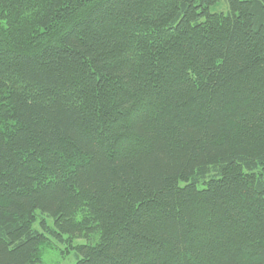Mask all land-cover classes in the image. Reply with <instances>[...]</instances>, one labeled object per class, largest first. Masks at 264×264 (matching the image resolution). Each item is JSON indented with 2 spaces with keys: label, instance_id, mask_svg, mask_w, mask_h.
<instances>
[{
  "label": "trees",
  "instance_id": "1",
  "mask_svg": "<svg viewBox=\"0 0 264 264\" xmlns=\"http://www.w3.org/2000/svg\"><path fill=\"white\" fill-rule=\"evenodd\" d=\"M46 238L264 264V0H0V264Z\"/></svg>",
  "mask_w": 264,
  "mask_h": 264
},
{
  "label": "rangeland",
  "instance_id": "2",
  "mask_svg": "<svg viewBox=\"0 0 264 264\" xmlns=\"http://www.w3.org/2000/svg\"><path fill=\"white\" fill-rule=\"evenodd\" d=\"M50 222V220H48ZM36 226V224L34 225ZM79 241H76L78 243ZM41 258L42 264H74L76 261V256L70 247L58 243L52 238H46V240L41 243Z\"/></svg>",
  "mask_w": 264,
  "mask_h": 264
}]
</instances>
